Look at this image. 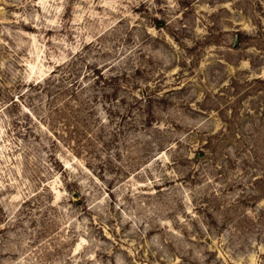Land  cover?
Wrapping results in <instances>:
<instances>
[{"label": "rangeland", "instance_id": "rangeland-1", "mask_svg": "<svg viewBox=\"0 0 264 264\" xmlns=\"http://www.w3.org/2000/svg\"><path fill=\"white\" fill-rule=\"evenodd\" d=\"M0 264H264V0H0Z\"/></svg>", "mask_w": 264, "mask_h": 264}, {"label": "trees", "instance_id": "trees-1", "mask_svg": "<svg viewBox=\"0 0 264 264\" xmlns=\"http://www.w3.org/2000/svg\"><path fill=\"white\" fill-rule=\"evenodd\" d=\"M98 69V68H97ZM96 70V69H95ZM98 72V71H97ZM98 75L100 76V73H98ZM102 75V74H101ZM101 77V76H100ZM69 90V89H68ZM67 92H70V95L71 96H74V95H76L75 97L76 98H78V94H76L77 93V90H74L72 87H71V90H69V91H67ZM78 93H79V91H78ZM52 102H53V97H52V100H51ZM70 101H67V105H68V103H69ZM73 192H75V191H73Z\"/></svg>", "mask_w": 264, "mask_h": 264}]
</instances>
